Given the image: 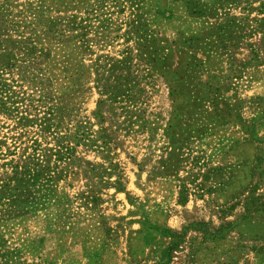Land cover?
<instances>
[{
    "label": "rangeland",
    "instance_id": "1",
    "mask_svg": "<svg viewBox=\"0 0 264 264\" xmlns=\"http://www.w3.org/2000/svg\"><path fill=\"white\" fill-rule=\"evenodd\" d=\"M20 34L0 263L264 264V0H0Z\"/></svg>",
    "mask_w": 264,
    "mask_h": 264
},
{
    "label": "trees",
    "instance_id": "2",
    "mask_svg": "<svg viewBox=\"0 0 264 264\" xmlns=\"http://www.w3.org/2000/svg\"><path fill=\"white\" fill-rule=\"evenodd\" d=\"M6 40L10 42L9 45L4 44L3 46H0V72L6 70V68L10 69L14 66L16 67V65H19L17 64V62H19L20 60L18 59V56L16 55L18 52H19L18 54L19 57H25V56L32 55L33 50L35 49V46H33V43L30 42L29 37H23L21 35V38H18L17 40L13 38H7ZM22 61H23V64H25L26 62L27 63L30 62L29 60H22ZM19 68L23 70L20 65H19ZM2 96L3 94L0 93V103L2 106H4L5 101H3ZM23 117L25 116H21L20 119H24ZM4 144H5V141L0 140V149H1V146ZM5 145H6L5 151L7 154H3L0 150L1 158H4V156L9 155L10 153L9 146L7 144ZM58 152L60 151L57 150L56 153ZM27 157L31 159H35L34 156H31V157L27 156ZM31 164L32 166L25 164L24 168H19L18 165L12 166L11 162H5L1 164L4 166H8V165L11 166V169H12L11 171L13 173L11 178L18 184H15L13 187H9L8 182H4V183L0 182V199L2 198V196H4V194L6 195L13 194L14 191L16 190V188L14 187H17L20 181L25 180L27 183L30 184V183L36 182L37 180H39L41 176L45 175V169H46L45 167L40 166L37 163L35 164L33 162ZM8 254L13 255V251L10 249H5V250L3 249V251L0 252V261L2 260V258H5ZM4 262H6V260H4ZM4 262L0 264H3Z\"/></svg>",
    "mask_w": 264,
    "mask_h": 264
}]
</instances>
